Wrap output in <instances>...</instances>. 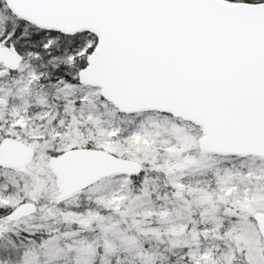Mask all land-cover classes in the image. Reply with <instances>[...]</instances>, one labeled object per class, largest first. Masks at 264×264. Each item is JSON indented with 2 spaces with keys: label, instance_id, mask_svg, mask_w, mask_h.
<instances>
[{
  "label": "snow or ice",
  "instance_id": "obj_1",
  "mask_svg": "<svg viewBox=\"0 0 264 264\" xmlns=\"http://www.w3.org/2000/svg\"><path fill=\"white\" fill-rule=\"evenodd\" d=\"M0 264H264V0H0Z\"/></svg>",
  "mask_w": 264,
  "mask_h": 264
}]
</instances>
